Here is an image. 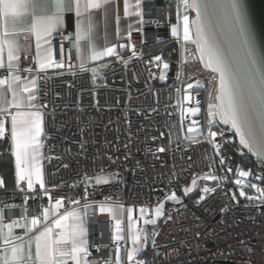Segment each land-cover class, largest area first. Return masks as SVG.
Listing matches in <instances>:
<instances>
[{
	"label": "built area",
	"instance_id": "2783aa9c",
	"mask_svg": "<svg viewBox=\"0 0 264 264\" xmlns=\"http://www.w3.org/2000/svg\"><path fill=\"white\" fill-rule=\"evenodd\" d=\"M180 2L143 0L144 23L132 29L127 40L135 45L137 55L132 56L129 47L119 55L127 64L117 57L102 62L109 67L102 68L95 83L92 67L85 65L86 71L80 68L74 35L62 32L53 37V58L65 66L34 71L36 105L44 106L39 110L43 117L45 186L53 203L56 198H65L68 210L77 207L71 203L76 199L83 211L85 187L88 202L110 198V202H119L125 209H152L159 202L177 204L167 207L165 219L152 234L147 254L140 258L146 264H264V204L259 199L241 197L234 185L240 168L252 172L246 183L264 188V180L255 179L264 176V165L242 149L228 128L215 121L209 125L208 103L216 95L218 75L202 66L193 44L184 43L179 50L180 40L172 37L171 26L177 21ZM161 41L175 43L178 53L176 60L169 61L163 80L148 69L144 59L147 74L139 60L145 56V48ZM33 61V56L25 55L20 64L24 69L32 68ZM188 75L203 82L202 132L195 138L183 131L192 126L193 117L185 113L182 120V109L177 104ZM209 130L218 133L214 143L220 144L219 153L208 137ZM160 148L164 151H158ZM220 157H224L223 165ZM228 168L233 171L228 172ZM209 173L226 179L209 181L214 184L207 186L215 191L203 193L204 200H196L202 194V184L199 195L186 201L195 191L187 195L183 192L192 178ZM97 175L104 176L107 183L85 182V176ZM244 190L248 196H257L252 188ZM172 191L179 201L166 199ZM43 193L38 184L34 190L28 189L24 181L16 184L15 193L0 197L4 223H25L24 216H40L49 206ZM113 224L109 213L98 211V204L88 209L89 264H114ZM17 230H23V234L27 231ZM121 243L128 247V241Z\"/></svg>",
	"mask_w": 264,
	"mask_h": 264
},
{
	"label": "snow or ice",
	"instance_id": "6c2138e0",
	"mask_svg": "<svg viewBox=\"0 0 264 264\" xmlns=\"http://www.w3.org/2000/svg\"><path fill=\"white\" fill-rule=\"evenodd\" d=\"M115 0H0V70L6 75L0 78V138L10 136L12 150L15 156V178L19 186L22 181L26 182L27 188L34 190L35 185H39L44 190V196L49 200V206L42 209L40 216L22 217L25 223L13 220L4 223L0 214V264H89V240L86 222L88 209L98 204L100 213H109L114 221L112 229V241L115 244L114 264H146L142 259H138L148 242L149 236L143 228L137 227L139 219H143L145 225H155L157 220L164 216V203L159 202L154 209L147 207L139 208V218L134 220L133 209H125L119 202H110L106 198L101 202L87 201V187H85V203L81 211L80 200L73 199L71 203L77 207L68 210L65 208V198H56L52 202V195L45 186L42 166L40 164L41 135L43 133V117L39 107L34 101L33 94L37 90V79L35 77L24 81L21 72L31 73L33 68L24 69L20 64V46L15 38V21L22 14L31 15V23L26 31L34 34L36 62L39 71L56 67H64V63H57L49 48L45 53L41 52V41L49 44L50 37L58 28L65 26V14L74 12L75 14V49L76 56L80 60V68L86 71L85 65L91 62L102 61L104 58L117 57L124 64L127 61L119 57L118 48H131L132 56H136L134 44H105L103 48H98L94 33L96 31L95 12L103 10L108 12L110 5ZM185 13L188 9H195V19H190L184 14L178 17L177 24L171 26V34L177 39H182L185 43H192L199 53V60L205 68L218 73V87L215 97H210L208 103L209 125H212L218 116L225 124H231L239 135L241 145L254 151L259 157L264 158V69L257 67L251 37L248 32L245 13L240 0H181ZM123 15L125 17L138 18V23H144L143 0H123ZM117 22L119 16H116ZM227 24L232 35L234 47L242 53L240 66L233 64L227 51L217 42L215 24L218 21ZM11 21L12 27H9ZM131 29V26H129ZM119 30L117 29V34ZM131 30L128 32L129 40ZM86 46V51H82ZM61 54L63 49L61 48ZM157 62V67L162 64L163 69H168L169 64L162 61L161 55L152 58ZM71 67V65H69ZM109 67L108 64H100L99 67L90 69L93 83L101 68ZM165 74L161 72L160 79H165ZM23 86L19 88L18 86ZM197 86H201L199 81ZM7 88L11 92L12 99L9 100L7 93L3 91ZM193 83L187 85V89H192ZM179 92L180 90L177 89ZM24 93H27L26 99ZM185 101H191L192 96L186 91L183 97ZM181 101L178 100L177 104ZM199 101H197V105ZM15 108V111L11 109ZM27 108L28 110H22ZM32 109H37L33 111ZM200 108H183L181 119L185 113L197 114ZM10 117V130L6 126L4 116ZM259 119V127L256 119ZM198 122L193 120L192 125ZM188 133H196L201 130L198 127H189ZM218 135L209 130L208 137L214 138ZM199 142V141H194ZM82 147V146H81ZM217 153L220 151V144L214 143ZM158 151L163 152L160 148ZM220 163H225L224 157H220ZM66 167V165H65ZM232 172V168L227 169ZM238 178L234 185L239 189V195L249 201L259 199L264 204V188L256 183H246L252 178L251 170L237 168ZM221 177L209 173L203 176H194L191 186L185 187V195L191 193L198 187V180L221 181ZM257 180H264V176L255 177ZM94 180L96 184L107 183V179L102 175L95 177L85 176V182ZM4 184L0 178V185ZM255 190L257 196H248L245 188ZM206 195L214 192V187L207 184L202 189ZM205 195L200 199L204 200ZM235 192L233 198L235 199ZM167 200L179 201L175 191L166 196ZM63 209V211H61ZM125 212L127 226H124ZM153 218H146L149 215ZM15 228L26 229L25 235L28 239L14 234ZM130 240L131 247H123ZM155 244V240H152ZM35 247L33 258L32 248ZM123 250V256H122ZM111 264V262H108Z\"/></svg>",
	"mask_w": 264,
	"mask_h": 264
},
{
	"label": "crops",
	"instance_id": "0c3cea01",
	"mask_svg": "<svg viewBox=\"0 0 264 264\" xmlns=\"http://www.w3.org/2000/svg\"><path fill=\"white\" fill-rule=\"evenodd\" d=\"M134 3V0H132ZM116 16H119V21L117 22ZM95 22H96V31L94 33V39L95 43L98 48H103L105 44H128V32L129 30L137 28L140 24L138 23V18L134 17H125L123 15V0H115L113 5H110L108 8L107 14L103 10H96L95 12ZM31 23V15L30 14H22L20 17L16 18L15 21V38L19 43L20 46V56H33V71L31 73L27 74H22L24 81H28L31 78L36 77L34 74L35 70H39L38 63L36 62V50H35V40H34V34L31 33L30 31H26V29L29 27ZM131 26V29L130 27ZM9 27H12L11 21L9 23ZM117 29L119 30L117 34ZM62 32H68L69 34L75 33V14L74 12L71 13H66L65 14V26L58 28L56 31L53 32V34L48 37V40L50 41L49 44H44L43 41H41V52L42 54L45 53L49 48L52 50V40L53 37L56 34L62 33ZM75 37V36H74ZM128 48H118V53L119 55L124 54L127 51ZM82 51H86V46ZM114 57H109V58H104L102 61H97V62H91L89 61L86 65H91V64H98L101 62H104L108 59H113ZM47 70V69H46ZM45 71V70H44ZM6 75V73L3 70H0V78H3ZM23 85L20 84L18 86V91L19 88H21ZM194 88V87H193ZM4 92L7 93L8 99L11 100V92L5 87L3 89ZM192 91V99L193 103L197 105V101H199V104H201L202 101V91L198 88L196 89H191ZM33 94L36 96V90L33 91ZM25 99L27 96V93L23 94ZM181 98H183L181 96ZM36 104V100L34 101ZM12 111H15V108L11 109ZM22 110H28L27 108H24ZM33 111L37 109H32ZM4 119L6 121V126L10 130V117L4 116ZM193 120L197 121L198 124L200 122V115L198 117H193ZM10 139V136L8 137ZM41 141H42V135H41ZM12 152L13 158H14V166H15V156L12 150L11 146V141L9 140V148ZM42 214V213H41ZM21 237H24L25 240L28 239V236H26L23 233L16 234ZM32 253H33V258L35 254V247L33 245L32 248Z\"/></svg>",
	"mask_w": 264,
	"mask_h": 264
},
{
	"label": "water",
	"instance_id": "95a60500",
	"mask_svg": "<svg viewBox=\"0 0 264 264\" xmlns=\"http://www.w3.org/2000/svg\"><path fill=\"white\" fill-rule=\"evenodd\" d=\"M240 3L242 4L243 9H244L246 24H247L248 32H249L250 37H251V43H252L255 58L257 61V67L260 69H264V0H240ZM189 10L191 12V18L190 19H195V16H196L195 9H189ZM215 33H216V37H217V42L220 44V46L223 49H225L227 51V54L231 58L233 64H235L239 67L242 53L234 47L233 41H232V35L229 32L227 24L224 23L222 20L216 22ZM56 35H58V34H56ZM190 44H192V43H190ZM195 48H196V46H195ZM160 52H161V50L154 52L153 54H151V56H156ZM197 55L199 57L198 52H197ZM147 57L148 56H140L139 57V60L141 61L142 64H143L144 59ZM201 64L204 67L202 62H201ZM95 65H97V64H91L90 67H94ZM143 67L145 69V72L148 74V71H147L146 67L144 66V64H143ZM205 69H208V68H205ZM208 70L212 71L211 69H208ZM102 71H103V69L101 68L99 71V74ZM217 75H219V74L217 73ZM215 122L220 127L228 128L234 134L236 141L240 144L242 149L246 153H248L253 159H255L257 162L264 165V158L257 156L254 151H250L248 147L241 145L239 135L236 134L235 129L232 128L230 123L225 124L218 116L216 117ZM256 125H257V127H259V119L258 118L256 119ZM90 182H93V180ZM202 184H207V185L212 186L214 183L209 182V181H206V182L198 181V187L195 189V191L192 194H190L188 197H186L185 200L186 201L190 200V199L196 197L197 195H199L200 187ZM176 205L177 204H170V203L165 202L164 203V216L160 217L155 225L147 224V225L143 226V229L148 234L149 239H148L147 244L144 247L143 252L139 255L138 259L144 257L147 254V251L150 247L151 238H152L151 230L156 229L162 223V221L165 219L166 214H167V207L168 206H176ZM14 233L15 234L24 233V231L23 230H20V231L17 230V231H14Z\"/></svg>",
	"mask_w": 264,
	"mask_h": 264
},
{
	"label": "trees",
	"instance_id": "16d2710c",
	"mask_svg": "<svg viewBox=\"0 0 264 264\" xmlns=\"http://www.w3.org/2000/svg\"><path fill=\"white\" fill-rule=\"evenodd\" d=\"M159 50H161L164 58L168 61H173L178 58L176 44L171 41H161L156 45L144 49L145 56H148L145 59L151 60L154 57L151 56V54ZM152 73H155V69L152 70ZM192 89L196 88L194 87ZM201 89L202 88H200V90ZM8 148L9 140L8 138H4V143L0 145V178H3L4 180V184L0 185V197H5L13 194L16 190L14 158L12 152L8 150ZM246 162H249V160L247 159ZM251 162L254 163V161Z\"/></svg>",
	"mask_w": 264,
	"mask_h": 264
},
{
	"label": "rangeland",
	"instance_id": "374dc122",
	"mask_svg": "<svg viewBox=\"0 0 264 264\" xmlns=\"http://www.w3.org/2000/svg\"><path fill=\"white\" fill-rule=\"evenodd\" d=\"M184 14L189 15V17L191 18V12H190V10L188 9L187 13H185L184 8H183V6H182V3L180 2V6H179V8H178L177 21H176L175 24H177L178 22H180V21H178V17H181V18H182V16H183ZM172 37H173V36H172ZM173 38H176V37H173ZM179 40H180L179 50H182L185 42H183L182 39H179ZM157 55H161V56H162V61H163V62H166V63L170 64L169 61H168L167 59L164 58L162 52H160V53L157 54ZM145 65L148 66V69H149V70H153V69H155V74H156L155 76H158L159 78H160V74H161V72H163L165 75H166L167 72H168V69H163L162 64L160 65V67H157V62H155L153 59H151V60H145ZM197 81H199V83H200L201 86H197V85H196V82H197ZM189 83H193L194 87H195V88H198V89H200V88L203 87V82H202L201 80H199V79H197V78H195V77H193V76H191V75H188V76H187V79H186V81H185V83H184V86H183L182 97H184V95L186 94V91L189 92V93L191 94V96H192V91H191V89H187V85H188ZM197 106L200 108V111H199L197 114H195V115H192V114H191L192 117H198L199 115H201V112H202L201 105H196V104H194V103H193V99H192L191 101H185V100H183V98H181V103H180V107H181V109H183V108H188V107H197ZM190 127H198L201 131H200V132H196V133H192V134H190V133H188V131H187V129H188L189 127H184L183 131H184V134H185L187 137L195 138V137H198V136L201 134V132H202V126H201V124L192 125V126H190ZM8 137H9V136H8ZM8 137H7V138H8ZM8 140H10V139L8 138ZM2 143H4V138H0V145H1ZM40 164H41V166H42V171H43L42 152H41ZM43 177H44V172H43ZM190 186H191V182L188 184L187 187H190ZM203 187H204V186H203ZM202 189H203V188H202ZM201 195H203V191H202V194H201ZM201 195H200L199 197H197L196 200L200 199ZM140 207H142V206L131 207V208L133 209V217H134V220H136L137 218H139V208H140ZM154 208H155V207H154ZM154 208H152V209H154ZM150 210H151V209H150ZM125 218H126V217H125ZM146 218L151 219V218H153V216L150 214V215L147 216ZM158 220H159V219H158ZM158 220H157V221H158ZM113 225H114V224H113ZM144 225H145V224L143 223V219H139V221H138V223H137V227H139V228H143ZM126 226H127V219L125 220V228H126ZM156 229H157V228H156ZM156 229L151 230V234H153V236H154V232H155ZM14 234H15V233H14ZM15 235H16V234H15ZM128 247H131V242H130V240H128Z\"/></svg>",
	"mask_w": 264,
	"mask_h": 264
}]
</instances>
